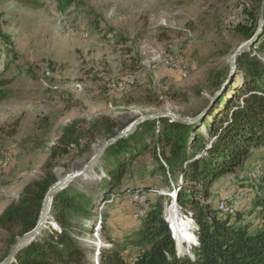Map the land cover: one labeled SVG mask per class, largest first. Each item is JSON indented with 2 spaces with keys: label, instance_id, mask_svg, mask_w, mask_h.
I'll return each mask as SVG.
<instances>
[{
  "label": "rangeland",
  "instance_id": "rangeland-1",
  "mask_svg": "<svg viewBox=\"0 0 264 264\" xmlns=\"http://www.w3.org/2000/svg\"><path fill=\"white\" fill-rule=\"evenodd\" d=\"M260 5L258 0H0V33L11 43H0V214L31 182L48 175L57 182L87 164L108 140L98 134L106 119L115 133L157 112L186 118L206 112L205 118L217 85L229 81L230 54L245 43L241 28H258ZM156 56L165 63H156ZM252 56L264 64V50L253 49ZM160 71L173 74L159 77ZM242 84L237 71L227 89ZM148 148L109 200L92 207L89 219L72 218V237L92 264L99 247L116 246L126 258L135 256L140 218L150 198L156 203L161 196L166 221L172 222L176 206L192 234L182 250L177 238V252L194 246L191 213L177 204L184 180L168 175L157 149L166 168L160 170L157 145ZM52 150L57 155L50 160ZM95 173L96 185L101 176ZM73 186L92 196L97 192L81 182ZM260 191L264 149L212 188L210 204L216 208L222 198L228 200L232 207L225 213L237 214L239 223L254 231L261 215L244 195ZM19 230L0 229V263Z\"/></svg>",
  "mask_w": 264,
  "mask_h": 264
},
{
  "label": "trees",
  "instance_id": "trees-1",
  "mask_svg": "<svg viewBox=\"0 0 264 264\" xmlns=\"http://www.w3.org/2000/svg\"><path fill=\"white\" fill-rule=\"evenodd\" d=\"M240 31L245 42L256 32L249 28ZM9 39L0 33V43L10 46ZM263 41L264 30L250 52L237 60L238 75L243 77L241 87L226 89L200 125L170 122L165 118L148 121L130 137L109 147L96 168L100 182L89 185L78 181L89 191H97L95 196L74 187L75 183L59 193L51 213V222L56 226H49L21 250L14 264H92L86 251L72 237V218L89 219L94 213L92 207H101L108 201L127 172L134 169L136 161L155 144L157 148L153 151L160 170L165 172L166 168L156 156L157 149L168 166V175L175 180L181 176L184 180L183 186L178 187L177 204L187 214L191 213L197 244L188 253H178L169 223L163 216L162 196L155 198L156 203L150 198L149 209L140 218L137 241L133 242L138 253L126 258L119 247H99L96 264H264V192H254L250 198L261 215V225L254 231L248 224L239 223L237 214L220 210L223 198L216 201V208L210 204L212 188L225 178L232 179L255 151L264 149V64L252 56L253 49L264 50ZM222 85L219 82L216 92ZM105 122L98 134L108 139L124 128L114 133L113 122L107 119ZM201 126L205 132L197 133L196 127ZM56 155L52 150L50 160ZM55 183L54 177L48 175L27 185L18 202L0 214V229L8 232L20 227L19 237L32 231L40 219L45 196ZM224 202L232 207L228 200ZM16 241L13 240V246Z\"/></svg>",
  "mask_w": 264,
  "mask_h": 264
},
{
  "label": "water",
  "instance_id": "water-1",
  "mask_svg": "<svg viewBox=\"0 0 264 264\" xmlns=\"http://www.w3.org/2000/svg\"><path fill=\"white\" fill-rule=\"evenodd\" d=\"M263 30H264V0H262L260 5L258 28L254 36L230 54L228 58L229 81L223 83L221 89L218 92H216L213 98H211L210 106L208 109H210L214 105V103L221 97V95L227 89L229 83L233 80V77L237 72V60L243 54L251 50L253 45L258 41ZM208 109L206 111H209ZM205 114L198 116L196 118H186L172 112H157L154 114L140 117L139 119L131 123L126 129L119 132L116 136L106 140L99 148L97 153L87 164H85L80 170L67 174L63 178H59L58 181L48 190L43 202L41 216L36 227L32 231L17 238V241L12 247L9 255L0 264L16 263V257L21 250H23L24 248L29 246L32 242H34L39 236H41L42 232L45 229H47L49 226H54V224L51 222V213L56 196L78 181H83L84 183L91 185L94 182V180L92 179V175L96 174L95 169L100 166L103 157L105 156L106 151L109 147L116 144L118 141L122 139L130 137L132 134L136 132V130L140 125L148 121L165 118V119H169L170 122H177L186 125H194L199 123V121H201L204 118Z\"/></svg>",
  "mask_w": 264,
  "mask_h": 264
},
{
  "label": "bare ground",
  "instance_id": "bare-ground-1",
  "mask_svg": "<svg viewBox=\"0 0 264 264\" xmlns=\"http://www.w3.org/2000/svg\"><path fill=\"white\" fill-rule=\"evenodd\" d=\"M169 57V56H168ZM167 58V57H166ZM172 59V58H171ZM171 59H170V57L166 60L167 62H170L171 61ZM154 61L157 63V62H164V59H163V57H162V60H161V58L160 57H158V56H156V57H154ZM165 63V62H164ZM173 63V62H172ZM170 65V64H169ZM151 67V66H150ZM130 78V77H129ZM131 79V78H130ZM133 79V78H132ZM120 81V80H119ZM118 82V81H117ZM126 83L127 84H130L131 83V80H127L126 81ZM125 83V84H126ZM126 84V85H127ZM120 85H121V83H120ZM125 85V86H126ZM114 88V87H113ZM126 88H127V86H126ZM115 89V88H114ZM120 89V88H119ZM124 89V88H123ZM125 90V89H124ZM123 91V90H122ZM120 92V91H119ZM2 166H4L3 164H2ZM229 206L227 205V203L226 202H224V201H222L220 204H219V208H220V210H222V211H225V212H228L229 210H230V208H228ZM177 208H176V206H175V212H174V214L172 215L173 216V218H172V222L171 221H169V219H168V222H169V228H170V230H171V233H172V236H173V238H174V240L175 241H177V238H178V244H177V246H179L178 247V249H180V250H182V245H183V243H185V241H188L189 242V240H191V238H192V234H190V232H188L187 230H186V226H187V221L185 220V219H179V213L177 212V210H176ZM187 219V218H186ZM191 219H192V215H191ZM193 223H194V221L192 220V225H193ZM188 224H189V226H191V222H189L188 221ZM55 225V224H54ZM56 226V225H55ZM175 233V234H174ZM175 235H176V237H175ZM98 240H100V238H98ZM193 242H192V244L193 245H196L197 244V238H196V236H195V233L193 234ZM191 242V241H190Z\"/></svg>",
  "mask_w": 264,
  "mask_h": 264
},
{
  "label": "crops",
  "instance_id": "crops-1",
  "mask_svg": "<svg viewBox=\"0 0 264 264\" xmlns=\"http://www.w3.org/2000/svg\"><path fill=\"white\" fill-rule=\"evenodd\" d=\"M166 74V75H168V76H171L172 74H173V72L172 71H170V73H168V72H161L160 71V73H159V77H161L162 76V74ZM261 163L262 162H259L257 165H258V167L261 165ZM256 165V166H257ZM252 196H251V194L249 193V194H247V195H244V199L247 201V200H250V198H251ZM244 199H242V201H244Z\"/></svg>",
  "mask_w": 264,
  "mask_h": 264
}]
</instances>
